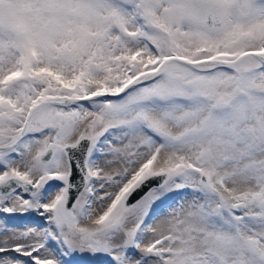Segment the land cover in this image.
Instances as JSON below:
<instances>
[{"label":"snow or ice","instance_id":"snow-or-ice-1","mask_svg":"<svg viewBox=\"0 0 264 264\" xmlns=\"http://www.w3.org/2000/svg\"><path fill=\"white\" fill-rule=\"evenodd\" d=\"M0 264H264V0H0Z\"/></svg>","mask_w":264,"mask_h":264}]
</instances>
